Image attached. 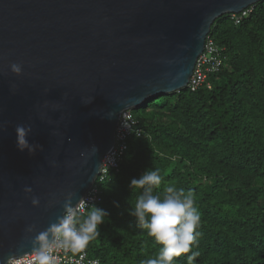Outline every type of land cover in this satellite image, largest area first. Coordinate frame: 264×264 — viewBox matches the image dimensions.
I'll return each mask as SVG.
<instances>
[{"label": "water", "instance_id": "1", "mask_svg": "<svg viewBox=\"0 0 264 264\" xmlns=\"http://www.w3.org/2000/svg\"><path fill=\"white\" fill-rule=\"evenodd\" d=\"M261 1L0 0V264L91 188L121 114L185 89L215 20Z\"/></svg>", "mask_w": 264, "mask_h": 264}, {"label": "trees", "instance_id": "2", "mask_svg": "<svg viewBox=\"0 0 264 264\" xmlns=\"http://www.w3.org/2000/svg\"><path fill=\"white\" fill-rule=\"evenodd\" d=\"M247 10L237 23L226 14L211 26L220 65L202 86L131 110L143 135L129 140L118 170L97 184L94 206L107 217L88 259L143 264L158 254L129 215L140 194L130 181L151 168L162 177L157 193L168 185L190 192L201 214L198 256L182 254L178 264H264V0Z\"/></svg>", "mask_w": 264, "mask_h": 264}, {"label": "clouds", "instance_id": "3", "mask_svg": "<svg viewBox=\"0 0 264 264\" xmlns=\"http://www.w3.org/2000/svg\"><path fill=\"white\" fill-rule=\"evenodd\" d=\"M10 70L13 74L20 75L21 66L13 63ZM30 132V126L17 125L15 128L18 150L27 149L32 154L39 145L28 143L26 137ZM93 149L96 151L95 146ZM161 184L159 170L149 168L139 178L131 179L129 185L132 190L140 191L129 215L159 245L158 254L146 259L143 264H178L176 258L189 253L187 258L192 261L198 256V252L193 251V245L198 242L200 233L197 229L201 223L195 198L192 193H186L174 185H168L157 193ZM23 191L30 194L32 188L26 186ZM72 200L73 193L69 192L62 205V216L35 236L32 242L34 264H58L59 252H63L65 256L71 253L72 264H83L86 249L90 242L99 237V226L105 222L107 213L103 209L87 205L83 198L74 206ZM31 205L38 207L39 198L33 196ZM114 205L119 207L115 202ZM26 230L32 232L34 225L28 226ZM11 259L12 257L9 258V264Z\"/></svg>", "mask_w": 264, "mask_h": 264}, {"label": "built area", "instance_id": "4", "mask_svg": "<svg viewBox=\"0 0 264 264\" xmlns=\"http://www.w3.org/2000/svg\"><path fill=\"white\" fill-rule=\"evenodd\" d=\"M248 12V10L243 11L241 16L247 15ZM232 16L235 18V15ZM238 21L239 19L235 18V22L237 23ZM217 58L218 49L214 42L207 36L204 51L196 61L187 88L195 90L202 86L206 82V72L217 70V67L220 65V60ZM204 67H206L205 71H203ZM142 135V129L138 125V122L134 119L131 110L124 111L119 118L118 125L114 133V146L112 150L102 158L98 176L95 178L91 188L82 197L87 205L94 206L101 201L100 191L97 184L103 182L107 178L109 172L118 170L120 162L128 150L129 140L132 137L140 138ZM58 255L60 257L58 264H72L73 258L71 253L65 256L63 252H59ZM10 264H34V253L15 258L10 261ZM83 264L99 263L98 261L88 259L85 255Z\"/></svg>", "mask_w": 264, "mask_h": 264}]
</instances>
